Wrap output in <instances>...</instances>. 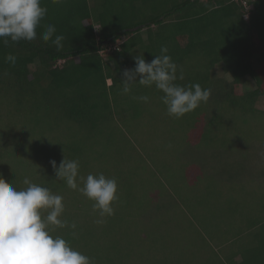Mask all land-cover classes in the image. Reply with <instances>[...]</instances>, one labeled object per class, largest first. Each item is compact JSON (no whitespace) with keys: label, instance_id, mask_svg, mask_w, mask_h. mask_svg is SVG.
<instances>
[{"label":"trees","instance_id":"obj_1","mask_svg":"<svg viewBox=\"0 0 264 264\" xmlns=\"http://www.w3.org/2000/svg\"><path fill=\"white\" fill-rule=\"evenodd\" d=\"M42 5L48 8V15L37 28L35 40L13 43L9 39L5 45L0 39V176L15 188L19 184L12 174L5 175L15 152L16 161L26 156L28 161H41L35 166L44 170L45 184L63 187L66 183L56 178L50 161L55 160L57 166L63 158L79 161L85 149L89 150L83 147L87 141L90 148L103 143V152L114 151L115 155L107 158L109 164H121L123 171L129 164L134 165L140 153L121 126L133 134L141 118L150 114L158 126L167 122L169 115L160 99L163 93L154 85L144 87L137 82L130 93H123V71L135 67L138 55L150 62L160 54L161 46H167V54L177 65V76L183 75V80L177 79L176 83H198L211 90L208 102L203 103L206 107L182 116L186 121L176 128L169 124L168 135L191 130L200 143L213 145L215 139L221 142V138L234 134L231 115H257L264 122V109L256 107L264 97V0H64L62 4L42 0ZM49 23L55 25L57 35L64 36L60 51L51 41L41 39L44 25ZM9 53L17 57L14 66L5 60ZM217 66L231 78L228 85L214 77ZM247 76L255 87L243 91L242 82ZM215 86L222 92L218 100L212 97ZM145 95L149 97L147 102L138 99ZM210 103L217 105L208 109ZM204 118L208 119V128L196 132L198 122L203 123ZM18 119L23 121L18 123ZM19 124L32 128L30 132L38 129V133L19 135ZM61 126L66 128L67 139L54 133ZM226 145L222 141V146ZM25 148L30 149L28 154ZM119 175L110 177L116 178L118 188H125L124 193L130 196L132 171ZM208 183V196L223 198V203L212 214L213 220L204 223L205 227L202 224L203 231L220 247L250 234V247L239 248V264H264V204L260 209H248L245 197L253 193L244 184L230 187L223 195L215 179ZM193 191L195 197L200 195L199 187ZM205 199L193 204L199 208L194 215L201 221L208 217L207 208L211 209L212 204ZM120 207L115 208L114 216L126 215ZM67 215L69 222L77 224V236L73 237L68 228L62 233L58 229L55 234L72 245L78 240L81 243L88 235L82 234L73 215ZM225 249L229 248H219V253ZM220 254L219 264H234Z\"/></svg>","mask_w":264,"mask_h":264},{"label":"rangeland","instance_id":"obj_2","mask_svg":"<svg viewBox=\"0 0 264 264\" xmlns=\"http://www.w3.org/2000/svg\"><path fill=\"white\" fill-rule=\"evenodd\" d=\"M214 77L221 79L226 85L231 80L219 66L215 69ZM217 87L213 89L212 97L218 100L222 92ZM254 87L253 79L247 76L242 82V90ZM216 105L210 103L207 108L213 109ZM153 106L157 107L158 103ZM199 107L204 109L206 106L202 103ZM256 107L264 109V97L256 102ZM122 116L131 117L129 114ZM13 117L15 115L10 118ZM168 118L167 122L157 126V122L149 114L135 124V130L131 131L133 134L122 127L120 119L116 118V123L140 153L134 162L135 166L131 163L124 171L121 170V164H109L108 156L115 154L114 151L103 152L106 149L103 143L98 144L96 149L90 148L88 141L83 145L89 150L85 149L86 156L82 154L79 158L80 176L103 173L111 178L110 176L120 173L119 176L123 177L126 171H132L134 175L130 196L124 193L125 188H118L117 195L120 199L112 205L114 209L125 206L120 208L125 209L126 215L106 217L107 222L103 225L95 223L99 216L92 208V200L67 185L63 187L44 183V170L35 166L40 165L41 161H28L27 156L16 161L15 152L9 159L5 175L12 174L13 181L19 184L17 189L26 187L23 181L27 177L62 195L66 201L64 218L69 217L67 214L73 215L81 225L82 234L88 235L81 243L78 240L72 246L92 257L95 264H219V248H246L251 235L235 237L224 247H220L217 241L210 240L201 226L203 224L205 227L204 223L212 218V214L218 211L217 208L222 207L223 198L211 199L208 196V180L215 179L217 186L221 188L219 192L223 195L230 187L236 188L242 184L249 186L253 194L245 197L248 204L245 202L243 206L246 204L250 210L260 209L264 204V122L257 115H231L230 118L235 121V132L229 138H221L227 143L222 146V141L218 142L217 139L213 141V145L200 143V139L195 138L191 130H179L168 135L166 127L169 124L176 128L179 123L186 121L183 117ZM19 120L18 123L23 121ZM207 123L208 119L204 118L203 123L198 122L195 131L208 128ZM65 130L61 126L54 133L67 139ZM18 131L19 135L25 134L24 137L38 133V129L30 132L32 128L24 124L18 125ZM24 150L26 154L30 152L28 148ZM83 157L86 158L85 165L81 161ZM31 159L34 158L31 156ZM84 168L88 169L87 173L86 170L82 171ZM183 169L186 173L184 175ZM166 172H169V178ZM79 183L82 187V182ZM198 187L200 195L195 197L193 188ZM205 197L214 206L210 204L211 209L207 208L208 217L201 221L194 215L199 208H194L193 204L205 201Z\"/></svg>","mask_w":264,"mask_h":264},{"label":"clouds","instance_id":"obj_3","mask_svg":"<svg viewBox=\"0 0 264 264\" xmlns=\"http://www.w3.org/2000/svg\"><path fill=\"white\" fill-rule=\"evenodd\" d=\"M63 2L52 0L54 4ZM47 15L48 8L42 5V0H0V39L5 45L9 39L13 43L35 40L36 30ZM44 29L41 39L51 41L57 51L62 50L64 36L56 34L55 25L46 24ZM168 51L167 46H161L160 54L150 62L143 55L136 56L135 67L123 71L122 91L130 93L137 82L144 87L154 85L163 93L160 99L167 114L179 119L201 103H207L211 90L198 83L190 86L176 83L177 79L183 80V75L177 76V65ZM5 60L14 66L17 57L9 53ZM138 99L147 102L149 97ZM50 164L58 180L94 202L92 208L99 216L96 224H105V218L115 214L112 205L120 199L116 178L103 173L80 176L78 160L63 158L59 166L55 160ZM23 183L26 187L17 189L0 176V264H95L92 257L74 248L62 235L55 234L57 229L68 228L73 237L77 236V224L64 218V197L27 177Z\"/></svg>","mask_w":264,"mask_h":264},{"label":"crops","instance_id":"obj_4","mask_svg":"<svg viewBox=\"0 0 264 264\" xmlns=\"http://www.w3.org/2000/svg\"><path fill=\"white\" fill-rule=\"evenodd\" d=\"M242 243H244V241H242ZM249 247H250V244L248 242L246 248H249ZM220 256L223 257L224 259H226V258L231 259L232 263H234V264L239 263L242 260V257H241L242 255L239 251V248L225 249L224 253L221 252ZM229 256H231V257H229Z\"/></svg>","mask_w":264,"mask_h":264},{"label":"built area","instance_id":"obj_5","mask_svg":"<svg viewBox=\"0 0 264 264\" xmlns=\"http://www.w3.org/2000/svg\"><path fill=\"white\" fill-rule=\"evenodd\" d=\"M243 5H244V8H245V9L248 8L246 1L243 2ZM247 17H248V14L246 13V14H245V18H247Z\"/></svg>","mask_w":264,"mask_h":264}]
</instances>
